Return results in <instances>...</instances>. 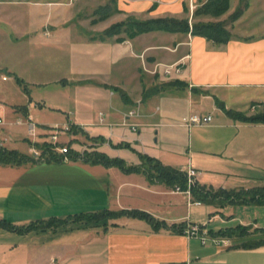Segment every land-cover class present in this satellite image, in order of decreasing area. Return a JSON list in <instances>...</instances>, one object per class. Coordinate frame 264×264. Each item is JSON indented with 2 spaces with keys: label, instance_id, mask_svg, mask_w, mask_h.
Masks as SVG:
<instances>
[{
  "label": "crops",
  "instance_id": "0c3cea01",
  "mask_svg": "<svg viewBox=\"0 0 264 264\" xmlns=\"http://www.w3.org/2000/svg\"><path fill=\"white\" fill-rule=\"evenodd\" d=\"M205 2L117 0L116 8L95 14L97 8H59L57 0H0V80L15 83V88L0 87V147L30 156L31 141L41 143L49 128L71 124L105 138L97 150L131 165L138 162L136 154L111 144L128 143L164 166L192 167L202 186H264V124L239 122L226 113L264 111V25L258 35L250 28L220 45L164 31L122 41L117 38L123 35L99 39L128 17L192 19ZM238 6L239 0H229L225 14L196 20L226 22L224 17ZM244 12L226 28L234 32ZM169 65L179 71L165 75ZM175 80L183 85L143 98L144 90ZM131 109H136L129 119L135 131L120 126ZM99 113L105 114L106 125L97 124ZM191 114L211 115L212 120L187 127L183 118ZM29 123L37 126L39 138L28 137ZM71 138L76 151L82 148H76L78 141L90 144L81 134ZM172 190L141 174L78 161L0 165V220L15 226L102 209L139 210L167 226L197 224L208 233L202 244L129 217L106 226L70 225L25 234L0 229V264H264V244L243 246L264 243V225L246 212L250 206L196 205ZM238 225L250 228L245 237H232L227 245L213 242L223 238L218 231Z\"/></svg>",
  "mask_w": 264,
  "mask_h": 264
},
{
  "label": "trees",
  "instance_id": "16d2710c",
  "mask_svg": "<svg viewBox=\"0 0 264 264\" xmlns=\"http://www.w3.org/2000/svg\"><path fill=\"white\" fill-rule=\"evenodd\" d=\"M248 0H239V6L230 14L229 21L234 22L237 20L248 7ZM229 9V0H206L200 7H198L192 16V19L175 18L170 16L151 18L146 20H138L133 17H128L126 20L114 23L109 26L100 34L99 39L112 38L114 36L123 35L118 37V41L122 39H133L134 37L148 33L151 31H164L168 33H190L191 35H197L212 41L216 45L225 44L231 39V34L226 28V22H201L197 21L196 17L210 16L212 18H218L225 14ZM104 8H98L95 10V14L101 13ZM15 82L24 89V83L19 78H15ZM176 85H183L180 81H169L161 85L149 88L143 91V98L146 95H152L157 93L160 89L166 87H172ZM117 90V89H116ZM119 95L122 99L126 100V95L119 91ZM222 108V104L218 103ZM227 115L233 120L251 123V124H264V111L256 112L252 114H246L243 112H236L228 110ZM70 133L77 135L81 134L85 137L87 142H91L84 151L78 152L70 150L68 157L70 161H78L89 165H102L104 167H116L125 174H141L147 181L151 183H161L168 187L178 186L180 189L186 190L187 177L186 173L182 169L172 168L164 166L157 159L150 157L146 154L139 153L133 150L128 143H121L112 145L114 149H126L136 154L138 163L131 165L128 164L123 158L109 156L104 152L97 150L96 144H103L106 142L102 136H89L88 134L77 129L75 126H71ZM76 142V140H73ZM34 147L41 150L43 158L34 159L33 157L20 153L16 150L0 147V165L9 167H19L26 164H33L37 162H61V156L53 153L52 147L48 143H34ZM192 200L198 201L201 204L214 206L215 208H223L225 206H264V186H254L250 188H239L226 190L223 188H211L202 186L195 181L189 188ZM119 217H129L139 219L148 223L152 229L159 230L161 228H169L172 231H176L183 234L182 225H170L167 226L164 222L155 219L150 214L139 210H118L112 211L108 209H102L96 212L78 213L66 218H50L48 220H38L31 222L24 226H15L11 223L0 220V229H4L10 232L25 234L32 231H56L59 228L66 226L86 227L88 225L94 226H106L107 221L114 220ZM248 226H235L233 228H226L220 230L216 235L220 234L223 238L230 239L242 238L249 233ZM254 230L251 233H254ZM264 244L263 242H246L243 246L253 247Z\"/></svg>",
  "mask_w": 264,
  "mask_h": 264
},
{
  "label": "built area",
  "instance_id": "2783aa9c",
  "mask_svg": "<svg viewBox=\"0 0 264 264\" xmlns=\"http://www.w3.org/2000/svg\"><path fill=\"white\" fill-rule=\"evenodd\" d=\"M174 69H175L174 65H169V66H165L163 71H164L165 75H169V74H171L172 70H174ZM175 71L178 72L179 69L176 68ZM253 109H254V107H252V110ZM135 115H136V109L129 110L125 114L123 121L121 122L120 126L129 127V128H131V130L135 131L137 125L129 122V119L132 117H135ZM98 119H99V121L97 123L98 125H106L105 114L99 113ZM211 120H212L211 115L202 116L199 114H191V115L183 118V124L187 127H192L195 125L208 124L211 122ZM71 126H72L71 124H67L65 127H62V128H60V127L49 128L46 131V133L44 135H42L44 140L41 143H48L52 147L53 153L61 156V162H69L70 161L68 154H69V151L72 150L71 145L73 144L74 139L72 140V142H70V140H69L66 143L65 142L61 143L62 141H60V140H61V138H65L66 136H70V139H72L71 135L74 136V134L70 133ZM75 127L77 129L81 130L79 127H77V126H75ZM27 133H28V137L34 138V139L39 138V136H40L39 134H37V126L33 123L28 124ZM34 143H36V142L31 141L29 143L30 144L29 154L31 157H33L36 160L42 159L43 158L42 152L38 148L34 147V145H33ZM90 145H91V142L88 145L81 144L80 145V146H82L81 150H79V151L77 150V151L82 152ZM98 145L99 144H96L95 146L98 147ZM183 171L186 173V177H187V188H186V190H181L178 186H175L172 191L174 193H181L184 196H186V198L189 200V202L196 204V205H200L201 204L200 202L192 200V196H191V193L189 190L190 186L196 181L197 172L192 167H188L187 169H184ZM183 234L189 238H198L202 244H205L206 241L208 240V233L203 229V227H201L200 225H197V224H187L183 230ZM213 242L216 244L227 245L229 242V239H227V238L214 239Z\"/></svg>",
  "mask_w": 264,
  "mask_h": 264
},
{
  "label": "rangeland",
  "instance_id": "374dc122",
  "mask_svg": "<svg viewBox=\"0 0 264 264\" xmlns=\"http://www.w3.org/2000/svg\"><path fill=\"white\" fill-rule=\"evenodd\" d=\"M248 2H249V0H248ZM57 3H58L57 5L59 8H89V9L104 8L105 10L111 11L112 8H116L117 0H57ZM14 8H20V7L15 6ZM39 8H44V7L41 6ZM191 8H192V6H191ZM254 12L256 14L254 16H252ZM229 16L227 15L224 18H226V20H225L226 25L230 27V25H232V22L229 21ZM244 17H245V19L242 20L240 22V24L234 29V32L230 31L229 28L227 27V29L229 30L232 37H233V35L241 36V35L248 34L246 32H250V28L251 29L253 28V31L255 32V33H253L254 35H258V32L260 31V26L264 25V1L261 2L259 0H255L253 2V7L249 8L248 11L244 12ZM241 37H243V36H241ZM146 73L150 74L149 72H146ZM5 84L8 86H12V87L15 86V83L11 79H9L7 82H2L0 80V87L4 86ZM13 88H15V87H13ZM8 96H9V94H7V97ZM244 105L245 104H242L241 107H243ZM80 139L84 140L82 138H80ZM69 140H70V142H72V139H70V136H66L65 138H61L60 141H62L61 143H64V142L66 143ZM74 143L75 142L73 141V145H75ZM78 144H79V146H77L76 148H81L80 145L83 144V142L78 141ZM181 190H183V189H181ZM239 212L240 211H238V210L236 211L237 214ZM246 212H248V214L251 216V218L252 217L253 218L258 217L261 225L262 224L264 225V206H250V207H248Z\"/></svg>",
  "mask_w": 264,
  "mask_h": 264
}]
</instances>
